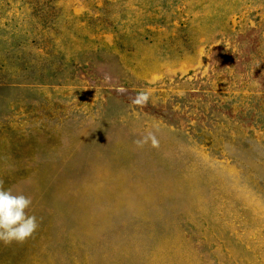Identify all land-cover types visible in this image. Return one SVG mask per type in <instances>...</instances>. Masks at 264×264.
I'll list each match as a JSON object with an SVG mask.
<instances>
[{
  "label": "rangeland",
  "instance_id": "1",
  "mask_svg": "<svg viewBox=\"0 0 264 264\" xmlns=\"http://www.w3.org/2000/svg\"><path fill=\"white\" fill-rule=\"evenodd\" d=\"M0 179V264H264V0H0Z\"/></svg>",
  "mask_w": 264,
  "mask_h": 264
},
{
  "label": "clouds",
  "instance_id": "2",
  "mask_svg": "<svg viewBox=\"0 0 264 264\" xmlns=\"http://www.w3.org/2000/svg\"><path fill=\"white\" fill-rule=\"evenodd\" d=\"M123 94L126 90L123 87L117 89ZM150 94L140 92L133 101L138 106H145L149 101ZM159 127L154 126L153 130L148 131L133 143L137 148L150 145L158 149L160 141L157 133ZM32 205V197L23 192H14L12 188H5L4 180L0 179V242L9 245L12 242L22 243L30 238L39 227L36 215L28 214V209Z\"/></svg>",
  "mask_w": 264,
  "mask_h": 264
}]
</instances>
